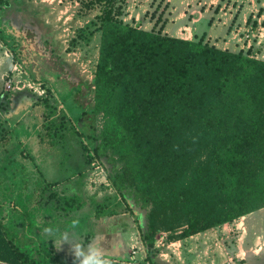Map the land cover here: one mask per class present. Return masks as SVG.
I'll list each match as a JSON object with an SVG mask.
<instances>
[{
	"label": "rangeland",
	"instance_id": "rangeland-1",
	"mask_svg": "<svg viewBox=\"0 0 264 264\" xmlns=\"http://www.w3.org/2000/svg\"><path fill=\"white\" fill-rule=\"evenodd\" d=\"M84 2L0 0V151L18 152L13 162H27L23 157L30 155L44 165L31 180L14 169L6 174L0 162L2 221L13 222L38 264H61L51 242L65 231H76L85 243L107 236L103 243L110 251L120 242L125 255L110 257L112 264H264V207L183 238L176 237L183 228L160 230L152 262L141 249L133 252L144 211L128 209L117 198L102 167L111 169L112 162L88 155L99 120L93 82L100 30L97 6L87 9ZM112 5L124 22L203 37L264 59V0H112ZM67 164L66 175L44 177ZM83 173L85 191L83 183L74 184ZM66 192H79L83 206L65 213L60 193ZM101 203L106 209L96 216Z\"/></svg>",
	"mask_w": 264,
	"mask_h": 264
},
{
	"label": "trees",
	"instance_id": "trees-1",
	"mask_svg": "<svg viewBox=\"0 0 264 264\" xmlns=\"http://www.w3.org/2000/svg\"><path fill=\"white\" fill-rule=\"evenodd\" d=\"M84 6H97L93 111L103 115L88 155L112 162L102 167L117 198L144 211L146 259L160 230L183 238L264 207V59L124 22L112 0ZM61 199L65 213L83 206ZM0 264H38L1 218Z\"/></svg>",
	"mask_w": 264,
	"mask_h": 264
},
{
	"label": "crops",
	"instance_id": "crops-1",
	"mask_svg": "<svg viewBox=\"0 0 264 264\" xmlns=\"http://www.w3.org/2000/svg\"><path fill=\"white\" fill-rule=\"evenodd\" d=\"M139 25L142 27L141 24H139ZM153 26H150V28H145V27H142V28L149 30V29L153 28ZM156 28H158V27H156ZM162 31L164 33L169 34V35L182 38L181 36H176V35H173V34L167 32V30L162 29ZM195 34L196 33H194V37H195ZM184 39H191V38H184ZM17 153L18 152H14L11 156H7V154L5 152L0 151V162H2L1 167L5 168L3 171L6 172V174H9L10 170L14 169L16 172H18L20 174L22 173V175L24 173H27V175L24 174V177L30 176L31 180H33V178H34V180H36L37 177L39 176V173L37 171L38 166L39 165L44 166V165L41 164V162H34L35 160H33V158H31L30 155L29 156L27 155L28 157L24 155V157H23V158L26 157L25 159L27 160V162H13V161L19 160V159H17ZM32 157H34V156H32ZM70 166H71L70 164H67V165H64L63 168L60 167L57 170H53V169L49 170L47 176H44V177H47V178L48 177H55L56 178V177H60L61 175H66L68 168H70ZM85 176H86V173H83V175L81 176V179L79 178V180H76V183H74V184H77L76 186L78 188L80 187V183L81 184L83 183V190L86 188V180H85L86 177ZM78 177H75L74 179H78ZM100 179H98V180H100ZM82 180H83V182H81ZM65 183L69 184L70 181L64 179L63 184H65ZM69 185H71V184H69ZM60 186L61 185L59 184V187ZM73 194L78 195L80 197L79 192H75V193H71V194H68L67 192L66 193H60V195H65V196H72ZM106 237L102 238L100 240H103V242H104L106 240ZM51 244L53 245V248H54V251L52 252V254L54 255L55 258L60 260L61 264H74L73 256H72L71 251H70V243H63L59 249L56 247L55 241L51 242ZM122 247H123V245L119 242V244L113 245V248L111 251L106 249V247H105V249L109 253V256L111 258H115L118 256L122 257L125 255V254H123V248Z\"/></svg>",
	"mask_w": 264,
	"mask_h": 264
},
{
	"label": "clouds",
	"instance_id": "clouds-1",
	"mask_svg": "<svg viewBox=\"0 0 264 264\" xmlns=\"http://www.w3.org/2000/svg\"><path fill=\"white\" fill-rule=\"evenodd\" d=\"M75 228L76 225L73 224L72 229ZM52 238L55 240L58 249L63 243H70L74 264H112L103 240H92L85 243L80 239L76 231L72 234L65 231L59 236H52Z\"/></svg>",
	"mask_w": 264,
	"mask_h": 264
},
{
	"label": "built area",
	"instance_id": "built-area-1",
	"mask_svg": "<svg viewBox=\"0 0 264 264\" xmlns=\"http://www.w3.org/2000/svg\"><path fill=\"white\" fill-rule=\"evenodd\" d=\"M98 119H99L98 120V126L101 127V124H102V121H103V115L102 114H98ZM133 248L136 249L133 252H135V251L137 252L140 249L139 243H138V245L137 244L134 245Z\"/></svg>",
	"mask_w": 264,
	"mask_h": 264
}]
</instances>
